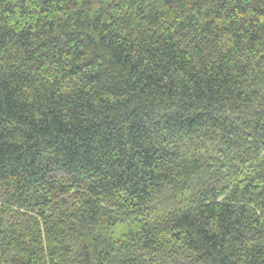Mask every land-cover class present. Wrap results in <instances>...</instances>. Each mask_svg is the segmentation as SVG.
<instances>
[{"label":"trees","instance_id":"16d2710c","mask_svg":"<svg viewBox=\"0 0 264 264\" xmlns=\"http://www.w3.org/2000/svg\"><path fill=\"white\" fill-rule=\"evenodd\" d=\"M0 264H264V0H0Z\"/></svg>","mask_w":264,"mask_h":264}]
</instances>
